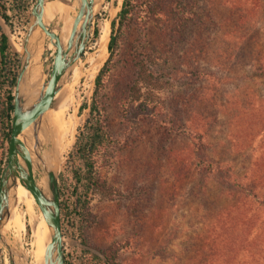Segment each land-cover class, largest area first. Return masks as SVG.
<instances>
[{
    "label": "rangeland",
    "instance_id": "374dc122",
    "mask_svg": "<svg viewBox=\"0 0 264 264\" xmlns=\"http://www.w3.org/2000/svg\"><path fill=\"white\" fill-rule=\"evenodd\" d=\"M68 1V22L61 11L50 24L63 45L76 11L75 1ZM99 2L92 0L94 14L85 47L54 96L58 108L66 106L63 118L71 116L75 123L72 141L55 168L59 201L69 207L68 215L59 211L64 264H77L82 248L72 210L78 191L74 189L78 160L72 146L88 117L93 77L107 57L106 51L92 64L97 38L93 30L101 31L103 24L109 29L121 0ZM33 3L0 0L7 16V21L0 17V31L16 51L17 62ZM154 3L155 14L134 28L132 39L144 43L154 58L152 70L163 87L149 95L158 109L136 131L125 128L124 116L135 104L125 81L135 67L123 64L119 57L103 81V96L106 129L120 140L112 147L111 158L97 163L103 187L91 195L85 207L87 248L95 252V247L115 246L118 264H264V201L244 200L241 212L236 207L242 199H235L233 185L248 179L253 162L264 160V0ZM182 15L187 18L181 19ZM46 46L43 71L51 67L54 54L52 45ZM230 101L248 107L251 113L235 124L229 118ZM50 118L45 111L41 119L45 131ZM172 122L174 130L165 132ZM193 133H200V139ZM198 156L213 162L212 170L200 164ZM34 182L44 191L37 173ZM25 197L36 211L33 199ZM232 206L238 219L233 228L214 222L222 209ZM15 216L20 232L4 231L11 238L5 242L21 251L20 258H13L14 264H39V248L30 236L22 202ZM0 264H12L4 249Z\"/></svg>",
    "mask_w": 264,
    "mask_h": 264
},
{
    "label": "trees",
    "instance_id": "16d2710c",
    "mask_svg": "<svg viewBox=\"0 0 264 264\" xmlns=\"http://www.w3.org/2000/svg\"><path fill=\"white\" fill-rule=\"evenodd\" d=\"M12 2L20 3L22 0H12ZM154 2L155 0H121L115 19L109 22V35L106 43L107 57L93 77V90L88 105V117L85 119L83 127L76 136L72 146L75 157L78 160L77 172L74 174V181L76 183L74 189L78 188V191L75 193L72 210L74 213L76 212L75 230L82 245L77 264H118L116 260L117 248L115 246L95 247V252L87 248L86 228L89 222L85 214V207L91 195L100 192L103 187L100 180V166L97 163L101 161L100 164H102L108 158H111L112 147L120 140L119 137H113L109 134L106 129L103 96V81L107 79L119 57L122 58L121 62L123 64L135 67L133 74H129L125 81L128 84L125 86L126 92L132 96V102L135 101V104L128 108L124 116L125 128L129 131H136L147 118L156 114L155 109H158L156 102L149 95L152 90L163 87L162 82L156 79L157 76L154 75L152 70L154 68V58L151 59L144 43H140L138 39H132L134 28L138 27L140 22H144L142 20H148L155 14L153 9ZM0 17L4 21H7L2 4H0ZM183 17L187 18L186 15H182L180 18L182 19ZM99 34V29L98 31L97 29L93 30V37L97 36L94 50L98 45ZM16 68L17 53L9 47L6 36L0 31V171L6 160L12 112L11 88L14 85ZM143 92L145 94H141ZM229 108V118L235 120V124L241 116L247 117L251 113L248 107H239L236 101H230ZM174 123L172 122L170 128L169 126L166 127L168 130L165 132L169 133L170 130L173 131L176 127ZM192 136L198 137V140L200 139V133H193ZM203 148L198 150L202 151ZM200 156L197 157L198 162L203 164L208 170H212L213 162L205 161ZM214 164L219 170V163ZM251 167L252 170L250 169L251 172L244 183H233L237 188L234 193L235 199L238 201L242 199L240 201L241 204L236 207L237 209L240 207L241 212L246 205L244 200L250 198L258 204H263L264 201V198H262L264 197V189L261 188L264 185L263 158H258L252 163ZM226 180H228L227 177ZM260 194L262 195L261 197ZM59 196L60 191L58 190ZM231 208L233 206L230 209H222L220 215L214 217V222L221 226L223 225L225 229L229 227L233 228L237 224L238 219L236 218V214H233ZM68 209V204L59 201V211L62 216L68 215ZM26 227H29L27 223Z\"/></svg>",
    "mask_w": 264,
    "mask_h": 264
},
{
    "label": "water",
    "instance_id": "95a60500",
    "mask_svg": "<svg viewBox=\"0 0 264 264\" xmlns=\"http://www.w3.org/2000/svg\"><path fill=\"white\" fill-rule=\"evenodd\" d=\"M48 1L34 0L29 11L27 30L18 53L6 160L0 171V251L6 250L12 264L13 258L17 257L16 251L5 242L2 228L18 184L30 193L48 229L49 241L44 247L43 264H63L57 175L49 153V137L41 126V116L53 107L55 94L64 85L80 58L94 11L92 0H74L76 11L69 36L63 45L52 28L42 21L43 6ZM65 2L69 3L68 0ZM102 2L100 0L99 3ZM47 43L52 45L54 54L51 67L43 71L42 58L48 49ZM32 58L38 59L36 67L39 75L36 84L26 79ZM33 172L43 178L44 191L35 184Z\"/></svg>",
    "mask_w": 264,
    "mask_h": 264
},
{
    "label": "bare ground",
    "instance_id": "6f19581e",
    "mask_svg": "<svg viewBox=\"0 0 264 264\" xmlns=\"http://www.w3.org/2000/svg\"><path fill=\"white\" fill-rule=\"evenodd\" d=\"M66 1V0H64ZM68 5L62 2L61 0H50L46 2L43 6V11H42V21L46 23L48 26H50L51 22L57 17V15L62 11L64 14V20L67 23L68 22ZM72 19V18H71ZM71 24V23H70ZM108 33L109 29L106 24H103L101 27V31L99 34L98 38V45L96 48V54L93 58V63L95 64L99 62V60L104 56L106 53V43L108 39ZM38 59L37 58H32L29 62L28 69L26 71V79H29L30 82L32 83H37V78L39 75V70L38 67H36ZM93 66V65H92ZM60 91H58L59 93ZM57 93V95H58ZM56 95V97H57ZM55 100V99H54ZM61 103V101H60ZM59 101L57 100L54 101V109L51 111V108H48L47 111V118H49V115L51 114L50 122L47 126L46 132L48 134V137L50 135V139H52V148H51V162L52 166L54 169L56 168L58 162H60L63 153L65 150L69 147L72 137H73V127H74V121L73 118L70 116L68 120H65L63 118V113H65L66 106L65 107H59L58 108ZM45 112L42 114V117L44 116ZM41 138V137H40ZM30 156H32V153L30 152ZM34 171V170H33ZM34 173V172H33ZM37 173V172H35ZM34 173V174H35ZM39 175V174H38ZM40 176V175H39ZM44 187L43 189L45 190V182L43 178L40 176ZM30 197L32 199V196L30 193L24 189L22 186L19 184L16 186L15 189V194H14V201L12 205L9 208V214L8 218L3 225L2 228V233L4 234V231L7 229H14L16 232H20L19 228H17V217L15 216L17 213V206L19 205L20 202L24 205L25 211L27 213V217L30 221L31 225V237H33V242L36 243L39 248V264L43 262V251L45 245L49 241V236H48V229L47 226L37 208L35 211L33 207L30 205L28 206L26 203V197ZM8 227V228H7ZM43 229V231H42ZM9 234V233H8ZM6 235V234H5ZM7 239H11L8 236H5ZM16 259L20 258L21 251L17 250L16 251ZM35 253V252H34ZM38 253V252H37ZM35 256V255H34ZM37 256V255H36ZM14 262V261H13Z\"/></svg>",
    "mask_w": 264,
    "mask_h": 264
}]
</instances>
